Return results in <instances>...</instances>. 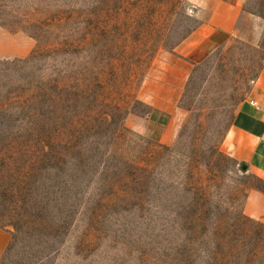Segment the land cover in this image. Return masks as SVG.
I'll list each match as a JSON object with an SVG mask.
<instances>
[{"label": "rangeland", "instance_id": "rangeland-1", "mask_svg": "<svg viewBox=\"0 0 264 264\" xmlns=\"http://www.w3.org/2000/svg\"><path fill=\"white\" fill-rule=\"evenodd\" d=\"M193 6L0 0V264H264L243 210L264 180L225 141L264 60V0L165 67Z\"/></svg>", "mask_w": 264, "mask_h": 264}, {"label": "crops", "instance_id": "crops-1", "mask_svg": "<svg viewBox=\"0 0 264 264\" xmlns=\"http://www.w3.org/2000/svg\"><path fill=\"white\" fill-rule=\"evenodd\" d=\"M189 1L193 2L191 10L198 21L172 49L171 53L180 63H165V67L175 66L181 72L185 71L184 63L202 59L230 34L236 33L235 23L240 13L239 0ZM157 79L163 80L161 77ZM225 141L230 154L264 180V60L248 90V96L236 106ZM243 210L264 222V192L250 190L245 197ZM6 239V233L0 229V253Z\"/></svg>", "mask_w": 264, "mask_h": 264}, {"label": "trees", "instance_id": "trees-1", "mask_svg": "<svg viewBox=\"0 0 264 264\" xmlns=\"http://www.w3.org/2000/svg\"><path fill=\"white\" fill-rule=\"evenodd\" d=\"M188 33V32H187ZM186 33V34H187ZM186 34H184L179 40H181ZM85 37H81L80 38V40H78V41H76V44H84V43H86V44H88V43H90V39H86L85 41ZM93 43L91 42V45H92ZM94 48V51H95V53H98V54H100V52H99V49L100 48H98V47H93ZM102 53V52H101Z\"/></svg>", "mask_w": 264, "mask_h": 264}, {"label": "built area", "instance_id": "built-area-1", "mask_svg": "<svg viewBox=\"0 0 264 264\" xmlns=\"http://www.w3.org/2000/svg\"><path fill=\"white\" fill-rule=\"evenodd\" d=\"M249 102H250V103H253V101H252V100H250V99H249Z\"/></svg>", "mask_w": 264, "mask_h": 264}]
</instances>
